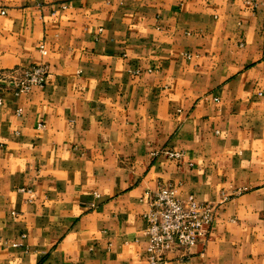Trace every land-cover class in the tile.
I'll use <instances>...</instances> for the list:
<instances>
[{"label": "crops", "instance_id": "crops-1", "mask_svg": "<svg viewBox=\"0 0 264 264\" xmlns=\"http://www.w3.org/2000/svg\"><path fill=\"white\" fill-rule=\"evenodd\" d=\"M258 1L0 0V264H150L161 181L218 205L168 264H264Z\"/></svg>", "mask_w": 264, "mask_h": 264}, {"label": "built area", "instance_id": "built-area-1", "mask_svg": "<svg viewBox=\"0 0 264 264\" xmlns=\"http://www.w3.org/2000/svg\"><path fill=\"white\" fill-rule=\"evenodd\" d=\"M250 1L259 4L258 0ZM41 49L46 53L44 45ZM48 76L49 66L46 64L0 71V81L8 83L19 94L44 86ZM164 154L175 160L184 156L182 151L169 150ZM149 200L145 233L149 238L150 264H168L173 252H188L194 246L200 243L206 245L211 240L218 209L216 203L202 202L194 195L181 198L176 185L163 181L149 193Z\"/></svg>", "mask_w": 264, "mask_h": 264}]
</instances>
